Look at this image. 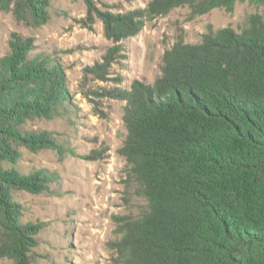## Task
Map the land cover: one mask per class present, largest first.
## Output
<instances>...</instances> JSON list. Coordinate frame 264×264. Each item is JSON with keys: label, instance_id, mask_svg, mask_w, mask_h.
<instances>
[{"label": "trees", "instance_id": "1", "mask_svg": "<svg viewBox=\"0 0 264 264\" xmlns=\"http://www.w3.org/2000/svg\"><path fill=\"white\" fill-rule=\"evenodd\" d=\"M248 0H151L145 9L115 14L85 0L87 29L99 19L115 45L85 70L108 81L122 41L139 35L148 18L188 7L191 17L234 12ZM52 0H0V11L34 27L50 20ZM264 5V0H255ZM36 50L33 38L13 33L0 59V260L33 264L41 224L24 223L20 192L41 194L55 176L22 173L21 148L69 152L47 131L26 129L34 119L67 112L65 68ZM106 96L126 102L128 134L119 150L126 181L147 201L136 218L117 223L111 243L116 264H264V16L241 32L228 27L198 44L178 41L166 51L154 84Z\"/></svg>", "mask_w": 264, "mask_h": 264}, {"label": "rangeland", "instance_id": "2", "mask_svg": "<svg viewBox=\"0 0 264 264\" xmlns=\"http://www.w3.org/2000/svg\"><path fill=\"white\" fill-rule=\"evenodd\" d=\"M101 11L115 14L145 9L151 0H94ZM49 22L34 27L0 11V59L10 51L13 33L33 38L36 50L53 56L65 68L70 99L68 110L54 120L34 119L26 129L53 133L69 150L39 153L21 148L19 170L28 174L47 170L55 176L41 194L20 192L15 200L23 207L22 221L41 224L39 247L33 264H116L111 243L119 238L117 223L138 217L147 201L136 195L126 179V160L119 154L128 131L123 121L126 102L106 96L112 89L130 90L135 81L152 85L161 75L166 51L182 41L198 44L204 35L231 27L241 32L252 15L264 16V5L255 0L238 3L234 12L215 9L191 17L188 7L166 16L148 18L142 32L119 45L108 81L85 70L103 62L115 44L105 37L97 20L93 30L80 21L88 9L85 0H52ZM0 264H12L8 259Z\"/></svg>", "mask_w": 264, "mask_h": 264}]
</instances>
